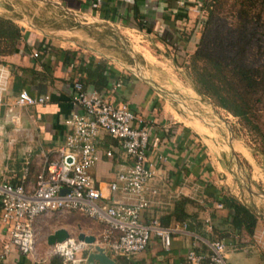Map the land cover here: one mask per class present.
I'll list each match as a JSON object with an SVG mask.
<instances>
[{"label":"crops","instance_id":"1","mask_svg":"<svg viewBox=\"0 0 264 264\" xmlns=\"http://www.w3.org/2000/svg\"><path fill=\"white\" fill-rule=\"evenodd\" d=\"M133 4L140 7L138 13L144 17L142 30H137L132 20ZM191 6L179 7L176 0H0V17L10 20L20 31L16 52L0 57L2 99L22 90L33 97L49 98L43 106L13 109L10 113L0 107V125L5 132L0 139L1 180L18 184L25 167L24 184L32 186L42 161L63 142L67 133L64 120L72 112L80 113L69 101L71 79L83 76V70L93 64L103 63L108 71L107 86L101 92L115 103H126L150 122L148 157L154 169L143 193L147 207L140 214V222L163 220L167 228L183 229L171 236L167 250L153 237L142 253L129 258L103 249L112 264H185L186 252L194 240L198 241L197 251L204 252L202 243L220 236L211 228L226 229L225 225H217L213 214L220 209L214 205L223 195L240 202L234 172L240 171L243 162L251 167L249 153L241 143L231 139L225 144L229 136L223 137L220 126L209 120L205 123L204 109L214 108L202 103L185 78L183 85L178 77L177 64H185L197 41V35L188 34L197 30ZM190 102L204 111L189 112ZM95 147L98 161L89 173L103 198H107V184L114 182L116 174L124 172L130 161L105 136L97 138ZM108 151L110 158L105 156ZM237 183L241 184L239 180ZM244 188L254 195L250 188ZM113 198L122 199L118 193ZM179 201L190 218L182 223L172 216L166 220ZM258 214L261 218H257L250 238L243 233L237 238L230 232L222 238L225 264H264V249L259 244L264 235V212ZM80 217L83 224L76 221ZM102 228V224L77 213L45 214L33 223L34 235L45 232L44 242L56 229L65 230L69 237L82 233L97 241ZM6 243V232L0 225V250ZM94 247L88 245L78 253L81 264H88ZM49 250L46 243L43 250L34 243L32 252L25 256L11 249L0 264H47ZM89 264L98 263L91 260Z\"/></svg>","mask_w":264,"mask_h":264},{"label":"built area","instance_id":"2","mask_svg":"<svg viewBox=\"0 0 264 264\" xmlns=\"http://www.w3.org/2000/svg\"><path fill=\"white\" fill-rule=\"evenodd\" d=\"M187 1L193 2L190 8L198 19V29L203 18L199 5L212 0H176V4L183 7ZM32 56L36 57V54ZM79 78L76 75L71 79L69 101L80 113L72 112L64 120L67 133L63 142L51 157L42 161L32 186L24 184L25 167L21 169L18 184L11 185L0 179V225L7 236V243L0 250V261L11 249L22 256L29 255L35 243V219L55 212L77 213L102 224L100 238L93 245L124 258L142 253L152 237L167 250L171 236L182 232L183 227H163L155 219L140 222V214L147 207L143 193L154 169L148 157L150 122L136 115L126 103H115L111 97L107 98L105 92L84 88ZM1 94L0 85V107L8 113L13 109L43 106L49 100L46 95L33 97L23 90L4 100ZM99 136L114 141L130 161L125 171L116 174L115 181L107 184V198H103L89 173L98 161L95 141ZM4 137L5 132L0 125V139ZM105 156L110 158V152ZM116 193L121 200L113 198ZM214 207L219 210L221 204L217 202ZM197 244L196 240L191 242L185 264H225L223 241L202 243L205 248L202 253L197 251ZM259 244L264 249V235ZM86 247L88 245L76 238L68 237L64 242L51 246L50 254L60 257L61 264H81L83 260L78 253Z\"/></svg>","mask_w":264,"mask_h":264},{"label":"trees","instance_id":"3","mask_svg":"<svg viewBox=\"0 0 264 264\" xmlns=\"http://www.w3.org/2000/svg\"><path fill=\"white\" fill-rule=\"evenodd\" d=\"M187 4L193 5V2H184L183 6ZM199 9L203 16L198 27L200 35L183 66L185 80L200 100L236 120L246 133L248 144L245 146L252 158L264 165L261 110L264 100V0H212L202 2ZM139 10L140 7L133 4L131 15L136 29L142 30L144 17ZM197 22L195 18V25ZM19 39V28L0 17V57L15 53ZM78 80L84 88L103 91L108 80L105 64L97 63L84 69ZM218 202L221 209L213 215L216 214L217 225H225L227 230L213 226L211 230L220 234L217 240L223 241L229 232L237 238L241 233L250 238L258 218L252 209L229 195H223ZM182 205L180 201L175 204L166 220L171 216L178 223L189 219ZM159 223L164 227L168 224L163 220ZM47 264H61V259L50 255Z\"/></svg>","mask_w":264,"mask_h":264},{"label":"rangeland","instance_id":"4","mask_svg":"<svg viewBox=\"0 0 264 264\" xmlns=\"http://www.w3.org/2000/svg\"><path fill=\"white\" fill-rule=\"evenodd\" d=\"M190 34L191 36L197 35V41H198V38L200 35V28L197 29L194 33L190 32ZM177 66L180 67V72L178 73L179 74L178 77H180L179 79H181L182 84L186 85L184 83V78H185V71L183 69L184 64L179 63L177 64ZM201 102L208 104L202 100ZM188 104H189V108H188L189 112L194 113V112H199V110L200 111L205 110L206 112L205 115L207 114L205 116L206 124H208L207 120H209L211 124H216L220 126V131H222L224 134L223 137L227 135L229 136V138L225 140L226 141L225 144H227L228 141H230L231 139H235L239 142V144L241 143L246 149V151L249 153L248 160L251 164V167H247L245 163H243L244 165L242 164L243 167L240 168V171L239 172L237 171L236 173L234 172L235 180H233V183L234 185L237 186L238 190L236 189L235 192L240 202L243 203L248 208H251L252 211L257 215V217L261 218V215H259L258 213L263 214L264 212L263 211L264 210V200H262V198H264V168H263L264 165L262 164L261 161H259V159L252 158L248 148L245 146V144H248L247 142L248 138L246 136V133L240 128V126L238 125V123L236 122L234 118L230 117L223 111L218 110V109H212L211 111L209 110L208 107H206L203 110L196 103L190 102ZM261 110H262V123L264 126V100L262 103ZM238 180L241 182V184L237 183ZM244 187L250 188L251 192L254 195H249ZM62 214H65V213H62ZM54 217L51 216L50 218H54ZM76 221L81 224L85 222V221L83 222V218L81 219L78 218ZM262 225L264 227V223H262L261 226ZM44 235H45L44 231L38 234L35 233V247H39L40 250L44 249V243H45ZM49 253H50V250H49Z\"/></svg>","mask_w":264,"mask_h":264},{"label":"water","instance_id":"5","mask_svg":"<svg viewBox=\"0 0 264 264\" xmlns=\"http://www.w3.org/2000/svg\"><path fill=\"white\" fill-rule=\"evenodd\" d=\"M63 193V191H62ZM69 235L63 229H56L51 234H49L46 239L45 243L48 246H53L54 244H60L68 239ZM76 240L83 242L86 245H93L95 240L92 236H87L82 233L77 234ZM95 253L89 254L86 262L89 264L91 260H95L98 264H112V262L107 259L103 253V249L100 247L95 246L94 248Z\"/></svg>","mask_w":264,"mask_h":264}]
</instances>
